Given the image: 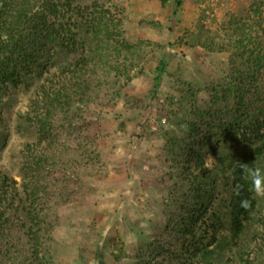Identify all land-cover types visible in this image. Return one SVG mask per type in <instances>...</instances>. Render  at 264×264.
<instances>
[{
	"label": "rangeland",
	"instance_id": "obj_1",
	"mask_svg": "<svg viewBox=\"0 0 264 264\" xmlns=\"http://www.w3.org/2000/svg\"><path fill=\"white\" fill-rule=\"evenodd\" d=\"M94 3L75 0L73 5ZM100 5L110 7L113 18L120 20L122 38L139 49L122 58L125 66L132 64L129 79L123 76L112 87L101 84L88 94L92 101L82 109L84 124L76 143L92 140L99 157L95 162L78 155L77 186L67 202L52 205L57 221L51 264H133L136 250L148 243L152 233L171 226L172 206L183 207L189 201L194 205L192 230L182 238L188 249H182L184 262L179 264H205L195 249L207 243L212 249L227 233L230 164L250 145L220 140L187 157L189 172L200 178L198 200L189 194L193 181L185 175L172 176L178 173L173 168L177 154L166 149L161 134L175 130L174 122L190 118L196 106L205 108L209 97L205 88L226 77L231 51L216 52L210 46L227 49L239 39L253 54H258L253 46L257 42L264 49V0H165L164 4L101 0ZM141 19L152 20L153 25L142 24ZM251 29L258 32V39L246 34ZM78 56L71 59L73 64ZM178 80L197 90L195 100L180 96ZM62 82L61 69L55 65L38 80L0 91V172L18 183L24 172L29 177L23 164L30 153L46 148L62 152L65 139L73 142L52 123L46 133L36 125L49 110L45 99L39 100V86L61 87ZM74 102L76 112L79 106ZM174 137L186 140L177 129ZM256 201L252 226L238 246L216 251L208 264H264V197ZM190 256L195 258L191 261Z\"/></svg>",
	"mask_w": 264,
	"mask_h": 264
},
{
	"label": "trees",
	"instance_id": "obj_2",
	"mask_svg": "<svg viewBox=\"0 0 264 264\" xmlns=\"http://www.w3.org/2000/svg\"><path fill=\"white\" fill-rule=\"evenodd\" d=\"M114 1L119 4V0ZM74 2L0 0V91L8 85L38 80L44 70L58 65L63 76L61 87L39 86V100L45 99L49 110L37 118L36 125L40 133H46L47 125L52 123V128L73 138L72 143L65 139L62 152L46 148L45 152L30 153L23 164L29 177L24 172L21 183L0 172V264H51L52 231L57 221L52 205L67 202L73 187L77 186L78 174L74 167L78 155L90 156L95 162L99 157L92 140L84 145L76 143L82 130L80 126L84 124L82 109L92 101L88 94L101 84L112 87L121 77H128L132 64L125 66L122 58H130L139 49L122 38L120 20L113 18L110 7H101V0L82 7L74 6ZM160 2L164 4L165 0ZM140 22L153 25L152 20ZM261 32L264 34V29ZM246 34L253 35V39L259 36L252 29ZM259 45L260 42L253 45L258 54L246 49L239 39L227 49L210 46L209 50L216 52L231 51L226 77L205 88L209 93L205 108L196 106L190 118L180 117V122L173 124L175 130L166 129L161 134L166 140V149L177 154L173 168L178 173L172 176L185 175L193 181L189 194L198 200L200 178L189 172L192 166L189 158L187 163V157L220 140L250 145L230 164L227 233L216 241V247L209 249L207 243L195 249L205 264L212 261L210 257L216 251L238 246L252 226L257 206L256 195L242 178L240 164L264 169V49ZM78 53L77 63L73 64L71 59ZM160 65L158 69L163 67V62ZM178 92L181 97L188 95L190 100H195L198 93L182 80H178ZM74 101L79 106L76 112L72 108ZM176 129L186 140L174 137ZM198 169L201 170L200 166ZM58 173L61 175L56 178ZM237 185H240L239 196L233 191ZM242 199L250 202L247 209L240 206ZM193 206L190 201L183 207L172 206L171 226L156 229L148 243L136 250L133 264L184 262L182 254L188 244L182 238L191 233ZM190 258L192 261L195 257Z\"/></svg>",
	"mask_w": 264,
	"mask_h": 264
},
{
	"label": "clouds",
	"instance_id": "obj_3",
	"mask_svg": "<svg viewBox=\"0 0 264 264\" xmlns=\"http://www.w3.org/2000/svg\"><path fill=\"white\" fill-rule=\"evenodd\" d=\"M242 178L250 184V190L257 197H264V169L259 166H252L248 163L240 164ZM234 194L240 195V185L234 188ZM250 202L247 199L240 201V206L247 209Z\"/></svg>",
	"mask_w": 264,
	"mask_h": 264
}]
</instances>
